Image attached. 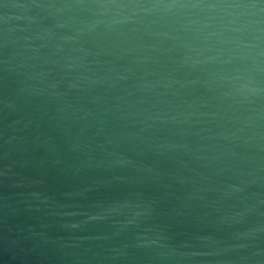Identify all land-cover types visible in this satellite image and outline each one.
<instances>
[{"label":"water","instance_id":"95a60500","mask_svg":"<svg viewBox=\"0 0 264 264\" xmlns=\"http://www.w3.org/2000/svg\"><path fill=\"white\" fill-rule=\"evenodd\" d=\"M0 264H264V0H0Z\"/></svg>","mask_w":264,"mask_h":264}]
</instances>
